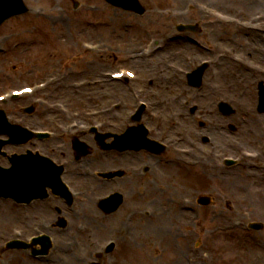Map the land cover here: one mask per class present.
I'll return each mask as SVG.
<instances>
[{"label": "rangeland", "instance_id": "rangeland-1", "mask_svg": "<svg viewBox=\"0 0 264 264\" xmlns=\"http://www.w3.org/2000/svg\"><path fill=\"white\" fill-rule=\"evenodd\" d=\"M25 1L33 11L14 17L0 27V34L14 35L7 43L8 53L0 54V74L7 72L12 81L3 83L0 75V86L13 84L18 87L24 83H31L35 79H40L42 73L50 70L76 69L77 71L69 78L68 82L94 78L99 76L100 72L111 67L112 58L103 60L97 56L88 57L85 55H81L79 58L80 53H78L75 40L90 38L98 41H125L127 44L138 43V45H142L149 36L157 35L163 40L165 36L172 35L170 28L165 26L168 20L169 23H177L188 19V21L199 23L201 32L184 33L183 38L177 37L172 40L167 37L168 46L165 51L173 50L178 58L183 59L184 65H187L186 57L194 54L192 51L194 49H186L188 48L186 43L192 44L187 40L191 34L196 36L201 44H214L213 54L211 51H203L199 45L194 44L199 50L200 56H210L209 58L214 60V63L203 78V86L199 91L201 98L198 99L197 88L189 87L185 79L183 81V77L176 73L169 72L167 69L163 70L162 73L157 69L142 71L127 58L124 60L123 55L116 62L114 60V68L119 65H126L137 68L143 76L158 75L159 78L168 79H164V82L159 79L157 84V91L162 92V95L159 99L160 111L156 112H160L161 119L156 120L155 123L158 128L164 131V135L167 136L166 141L171 145V148L165 155H161L157 159L144 158L140 155H135L137 158L122 159L121 163L132 165L131 168L134 172H129V175L119 181L106 184L105 181L94 180L85 172L89 168L95 173L96 170L108 169L107 166L110 168L120 167L117 165L118 160L112 161V158H116L118 154L116 151H102L96 146L93 137L87 136L85 139L93 145V151L84 157L82 162H77L71 158L69 177L80 187L85 188L88 195L93 199L109 190L123 191L126 202L121 212L114 214L115 223L110 218L106 219V223L96 221L94 218L89 219L87 216L82 219H75L76 217L71 219L68 212L65 215L69 219L68 226L66 228L56 226L52 229L58 238L57 244L60 243L61 246L52 249L50 261L40 262L30 258L27 250L13 249L0 251V264H83L89 260L90 253L99 248L102 240L113 236L118 239L120 246L113 252L106 254L104 257L106 264H176L181 258L184 264H188V260L191 261L194 256L200 260L205 259L207 262H199L201 264H264V228H262L263 230L248 232L244 226L246 225L245 222H254V220L261 221L264 225V175L258 172L255 163L248 164V161L240 167H228L218 165L215 161L211 165L209 161L202 167L203 169H198L199 171L191 180L189 176L191 171L182 164L181 155L176 154L174 149L178 144L184 145L179 138H186L185 145L194 144L200 154L207 155L213 146L211 143L204 144L200 134L203 131L211 133L209 132L210 129L215 136V141L212 142L214 144L223 143L226 140H237L242 141V143L243 141L251 143V147L252 145L258 146L263 136L257 139V130L255 131L257 123L253 121L257 118L264 120V114H256L253 103L260 73L237 66L230 59V54L224 53L219 57L217 55L219 53L218 48L215 47V44L218 43L219 48L224 45L235 47L236 53H248L252 60L264 65V35L260 34L261 39L255 38L257 44L251 45L249 51L244 52L245 42L254 36L251 30L205 17L202 14L204 12L191 7V0H144L146 4L157 3V6L163 11L160 12L162 13L160 15L147 12L141 18L145 23L142 35L134 32V27L125 25L129 23L128 14L120 11L107 13L105 11L107 5L101 0H79L78 11L73 9V0ZM201 1L212 6L222 7L223 10L234 14L243 11V17L248 16L254 10L264 11V0H262L263 4H259V0ZM244 1L253 5L258 4L252 9H248L245 7ZM96 2L99 4L98 10H91L88 4ZM185 5L190 8L186 9ZM35 8H44L43 12L46 15H35ZM112 18L115 22L112 21ZM215 28L220 31V34L212 37L211 33ZM140 39H143L142 43H140ZM13 42L19 43L16 49L12 47ZM127 44H125V48L128 47ZM23 60H27V63H23ZM85 61H87L86 65ZM89 62L95 64L98 67L97 70L86 69ZM219 71L227 72L232 80H236V83L229 86L219 85L220 90L216 93L212 91L211 84L212 86L216 85L214 78ZM67 83L59 89V95L61 99L79 109L107 104L119 97H126L127 93L125 92L128 91L127 87L124 86L121 89L124 91L123 93H110L109 98L102 99L101 94L109 93L112 89L108 90L104 87L98 91L74 92ZM183 91L186 92L183 99H191L189 101L191 106L197 104L201 108L195 114L190 113V109L181 105L182 99H178V97L182 98ZM193 95L196 98L192 100ZM227 95H232L234 98L231 99ZM221 98L229 99L230 102L235 99L232 102L236 108L235 114L228 117L217 112L216 102ZM125 101L128 103L129 100ZM130 101L133 102L132 99ZM239 103L244 108L238 107ZM129 108L123 106L124 115L131 110ZM170 109L180 111V124H175L174 120H171L172 117L168 112ZM244 109L250 114L243 113ZM19 116H24L26 121L36 128H57L61 120L60 112L49 113L44 107L36 108L30 115L20 114ZM198 120L203 121L205 125L201 127ZM229 124H233L237 128L233 130ZM216 132L219 135H216ZM40 143L45 150L56 152L59 157L63 152L70 154L67 152L72 146L70 136L65 135L58 136L53 140L46 139ZM99 159L101 161L96 163V160ZM139 164H146L148 171L142 174L137 173L136 169ZM124 165L122 166L129 168ZM247 170L258 172L261 177H257L256 174L242 177V174ZM206 171H214L217 174L215 177H211ZM160 174L163 176L162 179L158 178ZM240 177L242 178L240 179ZM210 178H216L217 181L213 184ZM114 186L117 187L114 188ZM151 187L152 189H150ZM198 194L211 195L213 203L209 206L196 205L197 213L193 211L182 212L179 203L182 197L196 198ZM241 196L246 197L241 199ZM82 202H86V200L79 199L76 201L75 208L77 210L81 208ZM93 202L90 201L89 205L96 209L97 206ZM141 206L157 209L156 217L149 220V224H147V220L137 214L133 221L129 222L132 227L130 237L125 238L123 235H117V237V230L113 231L115 225L118 223L117 229L121 219L127 221V218H130V213ZM55 208L53 202L48 200L38 201L33 205L15 204L12 201L0 200V246L16 230L22 231L26 235L31 234L33 225L38 224L41 219L56 215ZM236 219L239 220L240 226L237 224L235 228L227 229L226 226ZM187 220H191L193 227L180 230L179 221ZM78 223L87 225L85 233L77 235L76 226ZM161 225L165 227L160 229L159 226ZM75 239H79L76 247H74ZM66 241L73 243L70 249L71 253H66L63 250L66 247ZM191 249H194V252H191Z\"/></svg>", "mask_w": 264, "mask_h": 264}, {"label": "bare ground", "instance_id": "bare-ground-1", "mask_svg": "<svg viewBox=\"0 0 264 264\" xmlns=\"http://www.w3.org/2000/svg\"><path fill=\"white\" fill-rule=\"evenodd\" d=\"M213 1H215V0H213ZM216 1H220V2H224V1H226V0H216ZM228 1V0H227ZM230 2L232 1V0H229ZM258 4V3H257ZM259 4H263V1L262 0H259ZM244 5H245V7L246 8H248V9H252L254 6H257L256 4L255 5H253V4H250L249 2L248 3H246L245 1H244ZM261 6H263V5H261ZM218 11H222V12H224L225 14L224 15H215L214 17H215V21H221L222 23H224V24H229V23H236V18H234V17H232V15L231 14H229L228 13V11H223V8L222 7H220L219 8V10ZM223 14V13H222ZM254 17H258V14H256L254 11L251 13ZM260 18V17H259ZM261 20H263V18L261 19ZM254 23V21H251V24H253ZM232 25V24H231ZM243 28H246V27H243ZM246 29H254V30H257L258 28L257 27H249V28H246ZM212 34V37H214L216 34H220V31L217 29V28H215L214 29V31L211 33ZM255 38H257V39H261L262 38V36H260V35H258V34H254V36H253V38L252 39H249V41H247V42H245L246 43V45H245V47H244V52H248L249 51V47L251 46V45H255V44H257V41H255ZM187 44V47L189 48V49H187V50H190V49H196V53L197 54H199L200 52H199V50H197V48H196V46L194 45V44H188V43H186ZM214 45V44H213ZM213 45H212V48H213ZM215 47H217L218 48V52H220V56L222 55V54H224L225 52H232V51H234L235 50V47H231V46H229V45H224V46H220V48H219V44L217 43V44H215ZM216 48V49H217ZM213 49H215V48H213ZM166 54H170V52H168V53H166ZM232 57V56H231ZM231 60H233V61H239V62H242V63H247V61L246 60H241V59H234V58H232ZM220 60L218 59V62H219ZM149 64L150 65H153V66H155L156 64H159V61L157 60V59H155V60H153V61H151V62H149ZM237 65V64H236ZM239 66H241V65H239ZM215 80H216V85H213L212 86V84H211V89H213L212 91L213 92H219V85H222V86H229L230 84L231 85H233V83H236V80L234 79V80H232L230 77H229V75L227 74V72H224V71H219V72H217L216 74H215ZM214 81V80H213ZM212 81V82H213ZM194 99L196 98L195 96L193 97ZM168 112H170V116L172 117V119H174V120H176V118L178 117V118H180V115H181V113H180V111L179 110H176V109H170ZM123 113V110H122V108L120 109V111L118 112V116H121V114ZM250 114V113H249ZM118 118H120V117H118ZM256 120V121H255ZM253 122L254 123H257V131L261 134V135H263L264 134V129L263 128H261L260 127V125L259 124H261V121L257 118V119H255ZM232 143H234V142H236V141H231ZM255 174L257 175V177H260V174L258 173V172H255ZM250 175V172H247V173H245V176L246 177H248ZM94 180H96V181H99V179H94ZM81 205V204H80ZM82 206V205H81ZM84 208H87V205H84ZM79 213H81V214H83L84 212L83 211H78ZM156 214H157V210H156V213H155V215H153V216H156ZM159 228H161V227H159ZM176 264H184V261L182 260V258L181 259H179V261L176 263ZM196 264H201V263H199V262H197Z\"/></svg>", "mask_w": 264, "mask_h": 264}]
</instances>
